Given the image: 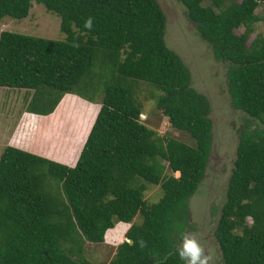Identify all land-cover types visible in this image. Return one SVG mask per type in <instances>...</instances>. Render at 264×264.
Here are the masks:
<instances>
[{"label":"trees","instance_id":"1","mask_svg":"<svg viewBox=\"0 0 264 264\" xmlns=\"http://www.w3.org/2000/svg\"><path fill=\"white\" fill-rule=\"evenodd\" d=\"M177 1L244 114L213 230L220 264H264V33L254 12L264 0ZM31 2L59 18L64 39L1 30L0 87L30 91L25 112L35 116L65 93L99 106L73 165L0 150V264H94L85 244L117 222L129 225L106 264H185L177 245L210 151V105L165 44L158 1L0 0V19L25 18ZM139 83L159 91L155 110L194 145L140 122ZM146 183L160 188L155 202L143 199Z\"/></svg>","mask_w":264,"mask_h":264},{"label":"rangeland","instance_id":"2","mask_svg":"<svg viewBox=\"0 0 264 264\" xmlns=\"http://www.w3.org/2000/svg\"><path fill=\"white\" fill-rule=\"evenodd\" d=\"M157 1L165 16L166 46L178 55L189 71L191 86L202 93L210 105V151L204 175L187 201L188 227L185 233L194 234L204 249V254L211 256L209 264H220L213 230L224 201L227 179L233 166L237 135L242 128L244 114L230 106L224 67L212 58L209 46L198 36L185 17L183 6L177 0ZM254 12L264 19V3H260ZM263 19L255 23V31L264 33ZM58 23L59 18L54 13L46 11L40 3L31 2L25 18L2 17L0 31H15L60 41L64 39V34L59 31ZM134 92L141 105L140 122L159 136L172 137L194 145L187 133L173 129L167 118L155 110L154 97L159 93L158 90L139 83ZM29 98L28 90L0 87V150L15 141L14 143H19L24 150L71 165L77 158L99 104L93 102L97 104L95 106L78 97L63 95L47 119L33 125L28 122L32 121L34 115L29 116L25 112ZM79 121H82L81 125ZM68 153L72 158H68ZM173 175L178 174L174 172ZM160 195L158 185L146 183L143 199L147 203L155 202ZM140 219V215H135L133 222L137 223ZM126 228L127 224L117 222L115 227L105 232L103 242H87L85 256L94 264H106L116 244L124 239ZM180 244L181 240L177 246L180 247Z\"/></svg>","mask_w":264,"mask_h":264},{"label":"clouds","instance_id":"3","mask_svg":"<svg viewBox=\"0 0 264 264\" xmlns=\"http://www.w3.org/2000/svg\"><path fill=\"white\" fill-rule=\"evenodd\" d=\"M85 27L91 28V18L85 22ZM66 94L67 93L64 95L69 96ZM177 252L179 257L185 261V264H209L211 259V256L204 254V249L200 246L194 234L191 233H185L182 236L181 244L180 247H178Z\"/></svg>","mask_w":264,"mask_h":264},{"label":"crops","instance_id":"4","mask_svg":"<svg viewBox=\"0 0 264 264\" xmlns=\"http://www.w3.org/2000/svg\"><path fill=\"white\" fill-rule=\"evenodd\" d=\"M67 95H70L71 97H77L75 94H72V93H67ZM78 99H79V97H78ZM81 100H83L84 102H87V103H90V104H92L93 102H89V101H87V100H84V99H82V98H80ZM92 105H97V104H92ZM97 109V108H96ZM96 109H95V111H96ZM53 112V111H52ZM51 112V113H52ZM50 113V114H51ZM84 113V112H83ZM49 114V115H50ZM34 115V116H33ZM49 115H47V116H39V115H37V116H35V114H31V113H29V116H33V118H32V121H29L28 123L29 124H31V123H33V125H36L37 123H40V120H42L43 121V119H47V117L49 116ZM30 118V117H29ZM80 125L82 124V121H79L78 122ZM86 136V135H85ZM15 142V141H14ZM14 142H11L12 144L11 145H13V146H15V147H18V148H20V149H23L24 150V148H22V146L19 144V143H14ZM26 151H29V150H26ZM74 164V162L71 164V165H73ZM128 225V224H127Z\"/></svg>","mask_w":264,"mask_h":264},{"label":"water","instance_id":"5","mask_svg":"<svg viewBox=\"0 0 264 264\" xmlns=\"http://www.w3.org/2000/svg\"><path fill=\"white\" fill-rule=\"evenodd\" d=\"M178 173V172H177ZM129 243H131L132 241L131 240H128Z\"/></svg>","mask_w":264,"mask_h":264}]
</instances>
